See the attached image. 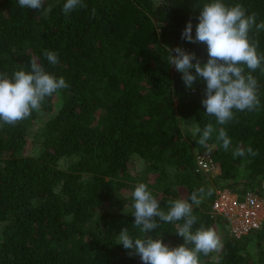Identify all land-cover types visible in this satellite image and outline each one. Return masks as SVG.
Returning a JSON list of instances; mask_svg holds the SVG:
<instances>
[{
    "label": "trees",
    "instance_id": "trees-1",
    "mask_svg": "<svg viewBox=\"0 0 264 264\" xmlns=\"http://www.w3.org/2000/svg\"><path fill=\"white\" fill-rule=\"evenodd\" d=\"M210 2L83 0L86 7L66 16L65 0H44L39 10L0 0V72L30 71L35 58L70 85L15 125L0 122V264H143L117 244L122 228L134 239L143 236L131 214L138 183L165 212L169 200L192 203L194 191L212 190L192 205L193 231L213 228L221 247L201 253L200 264H264V227L237 236L213 211L218 189L244 194L264 179V71L251 73L259 108L234 110V119L220 125L202 105L206 82L198 78L187 88L167 59L168 49L182 47L207 62V45L181 34L191 21L195 38L200 10ZM223 2L240 4L256 13L257 24L264 22V0ZM249 40L264 54V30L253 28ZM45 50L57 54L58 64L47 61ZM37 122L39 152L25 154ZM188 123L191 131L184 130ZM209 123L215 131L201 146L192 129ZM221 128L231 140L227 151L217 140ZM237 147L244 156L233 157ZM249 147L257 155L248 154ZM207 150L219 164L217 173L198 167L197 154ZM131 161L139 164L137 172L129 170ZM156 219L159 227L149 235L159 234L170 247L184 242L176 233L183 221Z\"/></svg>",
    "mask_w": 264,
    "mask_h": 264
},
{
    "label": "clouds",
    "instance_id": "clouds-1",
    "mask_svg": "<svg viewBox=\"0 0 264 264\" xmlns=\"http://www.w3.org/2000/svg\"><path fill=\"white\" fill-rule=\"evenodd\" d=\"M18 6L39 10L44 7V0H18ZM78 7H86L83 0H65L62 11L67 16ZM198 21L195 38L192 35L191 21L186 24L181 38L192 43H205L207 62L202 65L195 53L176 47L168 49V63L182 73L181 78L187 88H192L198 78L206 82L202 105L206 114L214 116L218 124L225 125L234 119V110L243 112L259 108L258 82L251 73L258 68L264 71V54L257 53L256 45L249 40V32L253 28L256 31L264 30V22L257 24L256 13L248 14L240 4L227 6L223 0H211L204 4ZM44 56L53 66L59 62L57 54L52 51L45 50ZM194 60L196 63H193ZM243 66L249 70L247 74ZM193 68L195 75L190 71ZM69 86L64 77L57 78L49 73L35 58L31 61L30 71L17 70L11 76L0 72V122L15 125L28 118L33 110L39 111L46 97ZM214 131L211 123L203 130L196 124L192 134H200L197 143L207 147ZM217 140L222 142L225 151L229 149L231 140L224 128L219 130ZM247 153L257 155L251 147L247 149ZM232 155L244 156L245 151L237 147ZM211 195V189L205 191L200 188L191 194L192 203L184 199L169 200L168 210L165 212L147 185L138 183L132 192L134 211L131 214L134 216L133 224L143 236L134 239L127 228H122L117 244L130 250V254L138 255L143 264H200L201 253L208 255L221 247L220 237L213 228L201 225L193 231L197 217L193 215L192 205H200L205 196ZM156 218L165 223L183 221L182 224H176V233L184 242L170 247L162 241L159 234L156 238L149 235L159 227Z\"/></svg>",
    "mask_w": 264,
    "mask_h": 264
},
{
    "label": "built area",
    "instance_id": "built-area-1",
    "mask_svg": "<svg viewBox=\"0 0 264 264\" xmlns=\"http://www.w3.org/2000/svg\"><path fill=\"white\" fill-rule=\"evenodd\" d=\"M199 169L215 172L218 162L210 150L197 154ZM213 211L227 219V227L237 236L264 227V179L257 190H248L244 194L229 188L217 190L213 202Z\"/></svg>",
    "mask_w": 264,
    "mask_h": 264
},
{
    "label": "rangeland",
    "instance_id": "rangeland-1",
    "mask_svg": "<svg viewBox=\"0 0 264 264\" xmlns=\"http://www.w3.org/2000/svg\"><path fill=\"white\" fill-rule=\"evenodd\" d=\"M59 101L60 100H58L56 102L55 109H58L59 108V106H60V102ZM187 122H189V121L187 120ZM39 123H41V121H39ZM39 123L37 122V124L31 130V134H33V135L30 136V142H29V144L23 150V153H25V154H31V153L36 154V153L39 152L38 151L39 150V147H38V143L36 142V134H35L36 133L35 130H36L37 125ZM190 126H191V124L188 123L187 125H185L184 130L185 131H187V130L191 131V127ZM129 170L131 172H137L139 170V164H137L136 161H131L129 163ZM219 171H220V168H219V164H218V167L216 168V171L214 173H217Z\"/></svg>",
    "mask_w": 264,
    "mask_h": 264
}]
</instances>
